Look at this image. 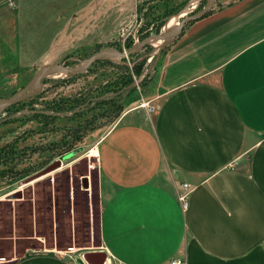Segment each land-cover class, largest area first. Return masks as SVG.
<instances>
[{"label": "crops", "instance_id": "0c3cea01", "mask_svg": "<svg viewBox=\"0 0 264 264\" xmlns=\"http://www.w3.org/2000/svg\"><path fill=\"white\" fill-rule=\"evenodd\" d=\"M188 23L160 56L156 110L125 112L94 147L112 189L100 239L116 264H168L181 250L187 264H264V0Z\"/></svg>", "mask_w": 264, "mask_h": 264}, {"label": "rangeland", "instance_id": "374dc122", "mask_svg": "<svg viewBox=\"0 0 264 264\" xmlns=\"http://www.w3.org/2000/svg\"><path fill=\"white\" fill-rule=\"evenodd\" d=\"M232 1L213 0L212 7ZM206 2L0 0V98L21 94L48 65H82L103 46L128 49L158 25L162 32L172 30ZM172 41L155 37L124 57L104 56L75 76L51 74L18 110L0 108L3 264L35 253L89 264L84 254L93 252L105 253L103 264H116L100 239V215L112 189L100 176L94 147L125 112L145 110L143 102L155 105L160 56ZM56 161L58 168L22 184Z\"/></svg>", "mask_w": 264, "mask_h": 264}, {"label": "water", "instance_id": "95a60500", "mask_svg": "<svg viewBox=\"0 0 264 264\" xmlns=\"http://www.w3.org/2000/svg\"><path fill=\"white\" fill-rule=\"evenodd\" d=\"M213 0H207L205 6L196 12L189 13L179 20L178 28L172 32V33H166L162 32L161 28L158 32L149 34L147 37H145L143 40L139 42H135L132 44L128 49H120L114 46H103L96 51H94L92 54H90L86 59L85 62L82 65H70V64H54V65H48L44 69L40 70L36 76L31 80V82L27 85L26 89L23 90V92L19 95H15L9 98H0V108H5L7 106H10L12 104L18 103L21 100H24L26 98H29L33 94L36 93V87L41 82V80L44 77H48L51 74H60V73H66L68 75L70 74H77L82 71H85L94 61H96L99 58L104 57V53L112 52L115 53L117 56L124 57L132 52L138 51L142 49L146 44L150 43V40L155 37H159L162 39L167 40V42L172 41L175 37H177L184 25L191 20L197 19L201 16H203L208 10L212 7ZM72 154V153H71ZM71 154H68L64 158L70 156ZM61 161H56L55 163L49 165L47 168L42 170L41 172L30 176L29 178H26L22 181V184L30 182L44 174H47L48 172L58 168L60 166ZM84 187H87L86 180H84ZM84 258L89 264H103L105 261V253L103 252H93V253H86L84 254Z\"/></svg>", "mask_w": 264, "mask_h": 264}, {"label": "built area", "instance_id": "2783aa9c", "mask_svg": "<svg viewBox=\"0 0 264 264\" xmlns=\"http://www.w3.org/2000/svg\"><path fill=\"white\" fill-rule=\"evenodd\" d=\"M141 107L145 109L147 115L152 114L156 109L155 105H152L149 102H143L141 104ZM187 187H189L187 184H183L181 186L182 189L181 191L186 190ZM187 196L188 194L186 193L181 194V192H178V199L181 202L182 209H185L187 206ZM4 261L5 259L2 256H0V264H3ZM168 264H187L186 255L184 254V251L183 250L179 251L178 256L173 257Z\"/></svg>", "mask_w": 264, "mask_h": 264}, {"label": "trees", "instance_id": "16d2710c", "mask_svg": "<svg viewBox=\"0 0 264 264\" xmlns=\"http://www.w3.org/2000/svg\"><path fill=\"white\" fill-rule=\"evenodd\" d=\"M208 11H210V10H208ZM207 11V12H208ZM158 29H159V25L157 26V28L155 29V32H157L158 31ZM183 29V28H182ZM182 31V30H181ZM181 33V32H180ZM176 38V37H175ZM175 38L173 39V41L175 40ZM172 41V42H173ZM97 61H101V59L99 58V59H97L96 61H94L92 64H94L95 62H97ZM91 64V65H92ZM90 65V66H91ZM90 66L87 68V69H89L90 68ZM86 69V70H87ZM82 72H84V71H82ZM82 72H80V73H82ZM80 73H78V74H80ZM75 75H77V74H70L69 76H75ZM127 79H124L123 81H126ZM29 99H24V100H21L20 102H18V103H15V104H12V105H10V106H8V107H6L4 110H6V111H8L11 107H16V110H18L19 109V107L21 106V105H23V104H25V102H27ZM122 105V102L120 101V99L118 100V102H117V108L119 109L120 108V106ZM25 149L27 150V149H29V147L27 146V147H25Z\"/></svg>", "mask_w": 264, "mask_h": 264}, {"label": "bare ground", "instance_id": "6f19581e", "mask_svg": "<svg viewBox=\"0 0 264 264\" xmlns=\"http://www.w3.org/2000/svg\"><path fill=\"white\" fill-rule=\"evenodd\" d=\"M172 28V27H171ZM168 33H172V32H168ZM162 39V38H160ZM104 56H111V55H116L115 53H112V52H108V53H104L103 54ZM117 56V55H116Z\"/></svg>", "mask_w": 264, "mask_h": 264}]
</instances>
